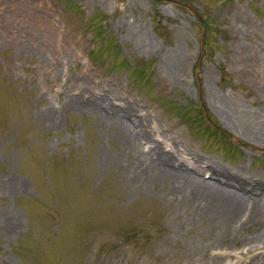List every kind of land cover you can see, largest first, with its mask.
<instances>
[{
	"label": "rangeland",
	"instance_id": "1",
	"mask_svg": "<svg viewBox=\"0 0 264 264\" xmlns=\"http://www.w3.org/2000/svg\"><path fill=\"white\" fill-rule=\"evenodd\" d=\"M263 54L264 0H0V264H202L211 247L236 253L222 264L264 261V247L247 255L264 226L210 241L211 220L145 175L114 129L66 109L78 95L134 106L149 147L205 180L210 160L264 181V144L218 111L224 98L264 117Z\"/></svg>",
	"mask_w": 264,
	"mask_h": 264
},
{
	"label": "bare ground",
	"instance_id": "2",
	"mask_svg": "<svg viewBox=\"0 0 264 264\" xmlns=\"http://www.w3.org/2000/svg\"><path fill=\"white\" fill-rule=\"evenodd\" d=\"M263 65L264 54L260 57L259 67L263 68ZM164 66L169 73L177 75L172 63H166ZM66 99V109L85 113L93 112L107 123L108 128L114 129L117 139L135 165L139 166L145 175L168 180V188L170 185L173 186L172 196L183 205H187L194 218L211 220L212 228L210 229L215 230L212 235H209L210 241L218 240L219 237L234 239L251 220L253 225L264 226V181L216 166L210 160H207L208 163L200 164L211 173L210 180H205L201 177V170L193 171L186 163L175 161V155L163 150L162 144L157 142L153 148L149 147L153 145V137L148 131L149 123L146 119L135 118L138 113L134 106L115 108L111 106L112 103H108L106 97H102V102L99 104L101 110H99L94 105L97 102L85 101L80 95L66 97ZM221 104L218 111L233 132L251 137L258 144H264V117L261 112L252 114L253 120L249 117L248 120L247 116L243 117L238 113L233 103L222 98ZM45 114L48 117L47 120L56 126L61 112L46 111ZM16 229L12 227L10 232L14 233ZM254 237L256 239L249 244L247 255L264 247V231ZM211 248V255L208 257L203 255L202 264H222L223 258L225 262L226 259L236 256V253L229 249H226L229 250L227 252L221 248L218 252V249ZM252 259L251 264H264L258 255H254Z\"/></svg>",
	"mask_w": 264,
	"mask_h": 264
}]
</instances>
